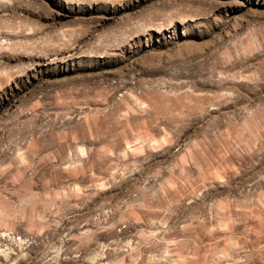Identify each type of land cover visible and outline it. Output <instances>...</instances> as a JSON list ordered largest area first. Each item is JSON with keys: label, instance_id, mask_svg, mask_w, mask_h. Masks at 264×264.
<instances>
[{"label": "rangeland", "instance_id": "rangeland-1", "mask_svg": "<svg viewBox=\"0 0 264 264\" xmlns=\"http://www.w3.org/2000/svg\"><path fill=\"white\" fill-rule=\"evenodd\" d=\"M0 264H264V0H0Z\"/></svg>", "mask_w": 264, "mask_h": 264}]
</instances>
